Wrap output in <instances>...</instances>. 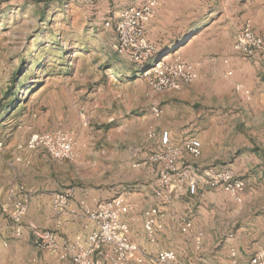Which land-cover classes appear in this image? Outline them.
Returning a JSON list of instances; mask_svg holds the SVG:
<instances>
[{"label":"rangeland","instance_id":"374dc122","mask_svg":"<svg viewBox=\"0 0 264 264\" xmlns=\"http://www.w3.org/2000/svg\"><path fill=\"white\" fill-rule=\"evenodd\" d=\"M96 3L97 0H0V121L8 115L28 120L34 110L39 111L41 125L47 127L33 132H66L76 153L72 161L52 159L46 164L71 166L75 173L73 186H79L74 182L81 183V177L86 176L90 189L97 192L99 182L106 181L108 198L127 200L132 195L146 200L151 197L149 188L154 183L152 197L163 203L171 201L156 196V168L160 165L151 161L161 152L155 141L160 130L167 127L182 140L171 146L175 151L185 139H198L201 148L202 139L210 142L205 160L200 159L202 154L198 160H185L180 153L178 164H192L198 175L213 168L229 170L243 183L244 179L251 185L257 180L264 183V57H246L235 50L244 24L250 21H243L236 10L232 19L221 16L198 28L200 2L185 0L184 10L166 25L185 29V39L174 49L164 50L169 54L155 55L143 67L154 63L157 57L168 62L180 57L194 67L197 79L180 90L156 93L148 87L138 64L113 51L109 22ZM130 8L139 9H126ZM201 45L205 47L201 49ZM170 54L174 56L164 58ZM228 70L232 71L231 76H227ZM236 83L250 91L249 99L234 91ZM113 95H117L120 111L112 122L104 123L100 105L104 97ZM152 107L161 110L160 117L152 115ZM2 110L5 113L1 114ZM20 135L26 139L30 134ZM30 165L27 162L25 167ZM218 191V204L229 203L230 199L237 204L243 202L244 188L239 202ZM215 208L221 216L223 210ZM146 209L120 214L131 242L129 224H133L135 234H144L143 238L140 236L143 253L149 241L144 223L152 210L146 215ZM186 211L182 217L190 219L191 213ZM246 216L248 213L243 214ZM161 228L158 224V249L165 243L164 238L159 239ZM71 240L57 238L59 245ZM33 246L36 247L34 241ZM139 259L142 263L146 257ZM104 264L112 263L107 260Z\"/></svg>","mask_w":264,"mask_h":264},{"label":"crops","instance_id":"0c3cea01","mask_svg":"<svg viewBox=\"0 0 264 264\" xmlns=\"http://www.w3.org/2000/svg\"><path fill=\"white\" fill-rule=\"evenodd\" d=\"M197 1L200 2L197 5L198 28L210 25L221 16L227 15L232 19L237 10L238 14L241 13V19L250 21L254 33L264 40V0ZM144 2L145 0H97L96 6L101 11L100 14L106 16L109 22L107 27L112 33L110 45L114 41L116 24L122 10L129 7L140 8ZM184 2L185 0H159L153 17L145 24V37L157 49L158 57L169 54L164 53V50L174 49L185 39L183 38L185 29L179 26L172 29L166 27L179 16L180 11L184 10ZM202 47L205 45H201L200 48ZM176 53L174 52V55ZM174 55L170 54L164 58L169 59V56ZM119 56L128 60L126 54ZM137 68L143 69L140 65ZM116 96L104 97L100 105L101 120L104 123L112 122L120 111V102L116 100ZM3 113L5 112L2 110L1 114ZM41 115L39 111L34 110L28 120H25V117L12 119L11 115H8L0 121V141L4 143L6 149L0 152V264H72L59 263L53 253L34 247L33 227L40 231L54 232L59 240H70L80 232H90V229L85 228L89 224L84 215L85 208L95 207L115 197H107L110 193L107 192L109 189H106V181L99 182L97 192L90 189L91 183L86 176L81 177V183L74 182L79 186H73L75 173L71 166L46 164L52 159L44 149L30 151L19 148L24 146L28 138L24 139L20 134L26 133L28 136L38 127H47L41 125ZM1 117L3 116H0V119ZM164 131L169 134L170 146L180 144L182 140L173 130L163 128L155 141L157 150H161L159 138ZM209 143L202 139L201 160H205L210 153ZM181 154L185 160L191 159L185 152ZM17 158L21 162H16ZM25 162L31 165L25 167ZM255 165L254 163L253 166ZM158 169L156 168V172ZM244 184L242 204L233 203L231 199L229 203L218 204L215 197L220 194L219 189L203 186L199 187L197 195L193 197L184 192L175 191V194H170L165 190L164 193L170 196L169 203L152 197L155 193L154 183L149 188L151 197L147 195L148 199L132 195L128 197L127 200L135 212L147 208L145 210L147 215L150 209L156 210L157 214L152 217L156 225H162L161 235L158 236L160 241L161 237L164 238L162 240H165V243L158 249L156 235L155 243L147 240V247L143 253V239L140 236L143 238L144 234L140 233L138 236L132 227L133 224H129L130 239L139 247L140 252H137L127 264H162L158 261V255L167 251L176 254V264H249L259 253L264 256V183L257 180L251 185L244 179ZM66 186L72 190V196L68 203V211L60 216L54 213L52 201L55 195L63 192V187L67 188ZM23 195L29 197L28 211L23 220V233L16 238L13 235L11 213L14 201ZM215 207L223 210L221 216ZM185 210L191 213L190 219H186L191 221L192 227L188 233L182 234L180 227L185 220L182 217ZM244 213H248V216L243 217ZM3 242H6L7 246H3ZM142 255L146 259L142 263H137V258Z\"/></svg>","mask_w":264,"mask_h":264},{"label":"built area","instance_id":"2783aa9c","mask_svg":"<svg viewBox=\"0 0 264 264\" xmlns=\"http://www.w3.org/2000/svg\"><path fill=\"white\" fill-rule=\"evenodd\" d=\"M85 3H92L94 0H82ZM159 0H145L139 9H126L118 18L116 24L115 38L112 49L119 55L126 54L128 60L143 67L153 56L158 55V51L145 37V24L153 17ZM235 50L243 56L251 57L261 55L264 57V40L257 36L249 22H246L241 30V34L236 42ZM158 57L156 58V60ZM143 67V75L148 87L156 93L177 91L183 85L193 83L197 79L194 67L181 59L175 57L168 62L162 59ZM232 71H227V76H231ZM234 91L240 96L249 99L250 91L243 85L234 84ZM151 113L154 117H160L161 110L152 107ZM161 152L152 158L153 163L160 165L158 170V191L156 196L163 201H168L170 196L165 194V190L170 194L186 193L193 197L197 195L200 186L211 189H219L240 201V193L243 191V180L229 170H215L207 168L200 175L194 172L192 164L183 165L177 163V156L185 152L192 160H197L202 154L201 143L198 139L191 138L185 140L180 149L170 146L169 134L167 131L160 134ZM26 150H36L42 148L49 157L55 161H72L76 158L74 144L68 133L56 130L47 132H32L28 136L24 146ZM5 149V145L0 141V152ZM21 162L19 158L15 160ZM181 167V170H179ZM72 196V190L66 189L54 196L52 208L55 214L63 215L68 210V203ZM29 197L23 195L13 203L11 213L13 235L19 238L24 230L23 220L28 211ZM94 210L85 208L84 215L89 220L85 228L90 232H80L71 241L59 245L57 236L51 231H40L33 227L34 244L39 250H47L53 253L57 262H70L72 264H104L110 260L112 264H127L138 252L136 244L127 237V224L120 220V214L132 210L131 204L123 197H115L109 201L99 203ZM155 209L149 213L144 223V230L149 242L156 240V229L158 225L152 215H156ZM192 227L190 220L185 219L180 227V232L186 234ZM3 246H7L3 242ZM158 261L162 264H176L177 258L173 251L159 253ZM138 263L141 260H137ZM249 264H264V256L258 254Z\"/></svg>","mask_w":264,"mask_h":264},{"label":"trees","instance_id":"16d2710c","mask_svg":"<svg viewBox=\"0 0 264 264\" xmlns=\"http://www.w3.org/2000/svg\"><path fill=\"white\" fill-rule=\"evenodd\" d=\"M11 107V106H10Z\"/></svg>","mask_w":264,"mask_h":264}]
</instances>
